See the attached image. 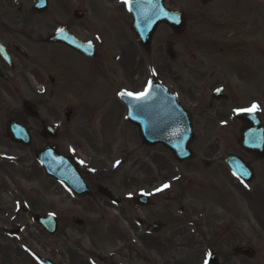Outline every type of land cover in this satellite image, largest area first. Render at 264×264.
<instances>
[{
    "label": "rangeland",
    "instance_id": "374dc122",
    "mask_svg": "<svg viewBox=\"0 0 264 264\" xmlns=\"http://www.w3.org/2000/svg\"><path fill=\"white\" fill-rule=\"evenodd\" d=\"M3 1L10 5L17 1L19 7L32 13L34 0ZM119 3L49 0L48 11L32 19L34 30L38 40L45 41L58 28L66 27L70 19L71 31L81 39L91 41L96 36L95 42H111V47L98 45L100 58L108 63L110 77L118 71L119 79L124 74L118 69L121 66L117 59L122 56L126 66L130 64L127 73L133 79L131 92L135 95L147 89L142 73L149 67L150 80H160L193 116L194 159L176 163L164 148L145 147L137 129L126 120L124 106L108 93L113 88L106 92L99 87L101 79L90 75L83 60L65 48L44 46L52 55H44L39 64L48 65V60L54 59L66 76L81 82L72 100L58 92L61 84L46 98L55 114L61 113L69 101L77 109L74 145L57 147L85 166V161L95 165L92 168L96 169L87 167L82 173L93 193L75 197L49 178L35 160L34 151L44 147L41 142L26 151L2 142L3 155L19 162L0 163V264H38L36 257L55 264H207L209 252H214L221 264H264V158L253 157L240 148L242 124L236 118L238 111L252 108L257 99L261 107L256 111L264 122V17L262 23L258 18L249 23L245 15L229 18L223 1L202 5L198 1L167 0L170 9L185 13V33L176 37L161 26L150 53H145L135 43L129 16L128 27L110 24L112 14L120 16L116 12L121 8ZM245 3L248 8L251 2ZM75 11L83 13V21L74 18ZM227 20L236 25L245 21L247 25L234 37L243 41L244 48L249 47L235 56L236 61L246 62L245 80L227 76L226 66L221 63L227 61V51L212 45L215 39L223 43L228 36L230 30L222 29L229 26ZM260 25L261 29L254 28ZM168 40L176 45L175 62L165 54ZM256 42L261 44L252 47ZM62 76L53 74L61 80ZM227 84L236 89L237 97L219 103L212 99L215 89H226ZM81 106L87 110L78 109ZM229 155L239 156L252 167L254 178L250 183L233 179L224 164ZM205 161L211 163L210 167H205ZM165 184L169 188L157 192ZM101 185L112 193L115 190L120 198L149 192L153 206L140 212L131 211L126 204L114 205L99 191ZM25 205L31 213L56 215L59 231L49 236L21 211ZM144 215L148 222L164 224L158 236H152L155 239L141 237L142 228L130 227L131 219ZM76 219L84 225H76ZM15 229L21 230L20 234L11 236L10 231ZM244 246L256 251L253 259L234 255L236 248Z\"/></svg>",
    "mask_w": 264,
    "mask_h": 264
},
{
    "label": "flooded vegetation",
    "instance_id": "af4514ba",
    "mask_svg": "<svg viewBox=\"0 0 264 264\" xmlns=\"http://www.w3.org/2000/svg\"><path fill=\"white\" fill-rule=\"evenodd\" d=\"M117 1L120 2L118 6L121 8L120 10L116 8V12H118L120 16L116 17V15L112 14L110 24L116 23V25H119L121 23L123 26L125 25V27H128L129 24L126 21V16H129L127 11L128 4L123 3L122 0ZM188 1L196 2L200 0ZM220 1L224 2V5L229 12V18L232 16L239 17L240 15H245L247 16L245 21H249V23H253V18H258V22L262 23V0H211V4ZM245 2H251L248 4V8ZM234 12L238 13V15H231ZM34 17H37V14L31 13L28 10H23L19 7L17 1L10 5L7 4V2L0 0V145L2 142H7L11 146L21 148V151H26L28 149L32 150L33 147L39 145L40 142L44 146L51 143H54L55 145H74L73 125L76 124L74 120V112H76V109L74 111L73 109H70V114L63 113L64 110H68L70 107L74 106L73 102H66L68 106L65 105L61 113L55 114L56 111L50 108L48 105L49 100L46 97L52 95L55 92V89L53 88H57L61 84L58 88V92L63 96H69L71 98L73 95L77 94V88H79L81 82L75 78L66 76V73H64L65 71L63 72L64 69L59 67L54 62V59H49L48 65L39 64V61H43L44 55H48L49 57L52 55L50 51L44 50V46H48L49 48L61 46L76 56L79 60L81 59L80 61L83 60L85 65L88 66L87 68L89 74L97 76L101 79L102 85L99 87L103 86L104 91L111 87L113 88V92H111V90L108 92L111 96L113 95V97H118L121 93H129L133 91L132 89L134 87L133 79H131L132 77H130V74L127 73V68H129L130 64L126 66L122 56L117 59L118 65L121 66V68L118 67V69H120L121 74H124L120 77V79L116 76V74L118 75V71L116 70L115 77H110L107 67L108 63L100 58L101 52L99 51L98 45L111 47V42H95L93 40L96 39V36L95 38H92L90 42L89 40L81 39L79 36L74 35L79 40L88 43L90 42L94 46V58L90 59L84 54L64 44L48 43L46 40L43 41V38L41 39L42 42L39 41L37 36L38 32L34 30ZM83 20L84 18L80 19V21ZM245 21H241L239 23L241 25H236L234 21L227 20L229 26H224L222 28L224 30H230V32L227 33L228 36L225 41L223 43L216 41V39L215 41H212L213 46L217 45L223 50V52L227 51L226 57L228 59L226 58L227 61H221V63L222 65L224 63L226 66V71L228 72L227 76H232L238 80L247 79L248 74L247 70H245L246 62L235 60V56L239 52L243 51L242 49H245L243 41H238L234 38L239 31H244L247 28ZM66 27L71 31L72 22L70 19L66 21ZM254 28L259 30L261 29V25ZM255 32L257 33L258 31ZM72 34L74 33L72 32ZM256 44L257 45H253L252 47H256L261 43L256 42ZM54 67L60 69L61 72L55 70ZM51 70L52 72H50ZM216 70L217 72H221L219 69ZM54 73L63 75L62 78H64L62 80L57 77L54 78ZM213 74L215 75V73ZM143 75L145 76L143 77V86L146 81L150 84L149 67L147 70L143 71L142 76ZM225 90L227 92V98L225 101L230 100L232 97L236 98L238 95L236 89L233 88L231 84H227ZM39 96L42 97L39 99ZM213 99L215 100L214 97ZM219 102L220 101H218V103ZM83 110L85 109L82 108V111ZM191 117L193 120L192 115ZM44 123L50 124L57 129L58 136L55 140L45 139L42 137ZM15 124L21 125L27 130V134L31 140L29 148H23L22 144L11 140L9 127L12 125L15 127ZM65 156L70 160L76 159L75 157L69 155ZM1 160L2 157L0 156V163ZM113 192V194L118 196L115 190H113ZM121 198V204L128 205V208L130 207L131 211L138 210L140 212H145V209L153 206V202H147L149 205L148 207L136 206V204L134 205L133 203L134 199L127 194L122 195ZM181 211H183V209H181ZM153 222H148V218L144 215L142 217H138L136 220L131 219L130 227L135 228V230L142 228L144 232L141 233V237L155 239L152 236H158V234H150L147 232V229L150 226L149 224Z\"/></svg>",
    "mask_w": 264,
    "mask_h": 264
},
{
    "label": "water",
    "instance_id": "95a60500",
    "mask_svg": "<svg viewBox=\"0 0 264 264\" xmlns=\"http://www.w3.org/2000/svg\"><path fill=\"white\" fill-rule=\"evenodd\" d=\"M202 1L207 2L208 0ZM47 7V0H36L34 11L40 13L45 11ZM129 10L134 18L133 31L146 50L149 49L154 33L160 24H167L176 34H181L184 30V16L181 13L168 12L164 8V0L134 1L130 3ZM77 17H81L79 13H77ZM55 38H51V41L67 43L86 54L92 50V47L82 45L65 31H59ZM172 46V44H168L167 50V56L171 60L176 58ZM121 99L128 108V120L139 126L141 137L145 143L149 145L162 144L181 162L192 158L193 153L190 144L194 135L189 115L184 114L179 109L176 98L170 95L158 81H153L150 90L143 99L137 100L130 96H121ZM238 116L244 123L250 124L249 127H243L241 130V147L245 151L254 152L259 157L264 158V127L260 120L254 114L250 116L239 114ZM46 128L53 134V130L49 126ZM11 131L14 140L23 141L26 138L28 141V136L23 128H12ZM36 159L45 168L47 175L66 184L75 194H90L79 176L78 163H69L59 154L55 146L49 145L43 151L38 152ZM226 163L238 177L244 180L252 178V171L240 158L230 156ZM33 218L48 233L55 234L57 232L58 223L52 215L34 216ZM76 224L81 226L83 222L77 220ZM150 230L156 231L159 228L154 226ZM235 254L248 258H254L256 255L255 251L248 247L236 249ZM39 262L41 264H53L42 259H39ZM209 262L210 264H219L213 253L210 254Z\"/></svg>",
    "mask_w": 264,
    "mask_h": 264
},
{
    "label": "snow or ice",
    "instance_id": "6c2138e0",
    "mask_svg": "<svg viewBox=\"0 0 264 264\" xmlns=\"http://www.w3.org/2000/svg\"><path fill=\"white\" fill-rule=\"evenodd\" d=\"M122 2L125 3V4H129L131 2V0H122ZM127 95L131 96L133 94L132 93H127ZM145 95H146L145 93H140L138 96L135 97V99H137V100L143 99L145 97ZM257 107H258L257 105H253L252 108L247 109L246 111L254 112V111L257 110ZM167 188H169V185L165 184V185H163V187L161 189H157V192H161V191H163V190H165Z\"/></svg>",
    "mask_w": 264,
    "mask_h": 264
}]
</instances>
